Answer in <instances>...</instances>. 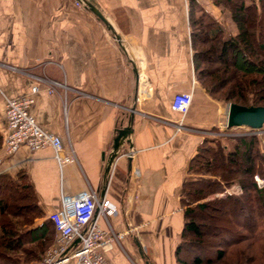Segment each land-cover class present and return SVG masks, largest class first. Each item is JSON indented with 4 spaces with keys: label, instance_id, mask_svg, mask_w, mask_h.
<instances>
[{
    "label": "crops",
    "instance_id": "obj_1",
    "mask_svg": "<svg viewBox=\"0 0 264 264\" xmlns=\"http://www.w3.org/2000/svg\"><path fill=\"white\" fill-rule=\"evenodd\" d=\"M194 1L219 21L225 37L236 33L213 0ZM191 4L0 0V174L27 172L44 212L34 226L60 208L62 193L93 189L108 198L117 212L101 224L124 233L106 253L111 264H178L183 183L199 177L190 170L199 147L222 134L227 108L195 73ZM36 83L32 114L77 157L62 168L51 146L5 152V97L30 95ZM179 92L193 93L181 129V114L172 107ZM132 115L133 150L123 149L106 177L116 129Z\"/></svg>",
    "mask_w": 264,
    "mask_h": 264
},
{
    "label": "trees",
    "instance_id": "obj_2",
    "mask_svg": "<svg viewBox=\"0 0 264 264\" xmlns=\"http://www.w3.org/2000/svg\"><path fill=\"white\" fill-rule=\"evenodd\" d=\"M213 1L230 15L236 33L225 37L219 21L206 9L199 11L192 0L196 76L217 100L264 107V0ZM218 93L222 95L217 97ZM260 141L257 134H247L238 137L231 150L221 140L207 139L199 147L190 163L191 172L199 177L186 180L182 187L186 222L175 251L178 264H264V187L255 180L256 174L264 178ZM236 179L241 194L208 199ZM220 214L227 215L229 226L219 223ZM43 216L25 170L17 176L0 174V264L44 260L55 242V227L50 218L34 226ZM210 219L216 220L214 236L220 238L212 254L205 249ZM247 238L261 253H253L247 244L239 246L243 249L236 258L228 257L224 245H239Z\"/></svg>",
    "mask_w": 264,
    "mask_h": 264
},
{
    "label": "built area",
    "instance_id": "obj_3",
    "mask_svg": "<svg viewBox=\"0 0 264 264\" xmlns=\"http://www.w3.org/2000/svg\"><path fill=\"white\" fill-rule=\"evenodd\" d=\"M32 93L21 97H5V116L7 133L4 139L5 152L13 155L22 147L34 151L51 146L55 151V158L62 168L65 164L77 161L71 148L65 152L63 138L45 129L31 112L35 102L34 94L39 92V84L32 86ZM54 85L49 88L53 93ZM193 102L192 92L176 93L173 109L181 114L178 129L183 127V120L188 114ZM228 127L227 118L223 125ZM242 127V126H235ZM259 187H264V178L255 175ZM243 192L239 182L226 186L223 192L215 197L238 195ZM117 212L116 206L106 197L100 198L93 189H88L78 195L62 193L61 206L50 214L57 233L56 241L47 249L44 260L37 264H63L73 260L74 264H111L106 253L119 242L124 233H116L105 229L101 219ZM79 239L78 242L76 240ZM34 264V263H25Z\"/></svg>",
    "mask_w": 264,
    "mask_h": 264
},
{
    "label": "water",
    "instance_id": "obj_4",
    "mask_svg": "<svg viewBox=\"0 0 264 264\" xmlns=\"http://www.w3.org/2000/svg\"><path fill=\"white\" fill-rule=\"evenodd\" d=\"M133 115L129 120V124L125 127L116 129L111 151L107 157L106 177L110 174L112 167L123 149L127 151L133 150ZM264 123V107L261 106H245L237 103H229L227 106V124L228 127L249 126L257 129ZM127 145V146H126ZM79 239L76 240L78 242Z\"/></svg>",
    "mask_w": 264,
    "mask_h": 264
},
{
    "label": "rangeland",
    "instance_id": "obj_5",
    "mask_svg": "<svg viewBox=\"0 0 264 264\" xmlns=\"http://www.w3.org/2000/svg\"><path fill=\"white\" fill-rule=\"evenodd\" d=\"M201 83V82H200ZM201 85H202V83H201ZM222 95V93H218L216 96L217 97H219V96H221ZM222 102H224V106H225V110H226V108H227V106H228V104L229 103H232V102H226V101H222ZM227 112V111H226ZM227 115L225 114V122L224 123H226V117ZM225 125V124H224ZM264 127L263 128H261V129H259V130H256V129H251V128H249V127H236V128H232V129H224L223 128V130L221 131V135H218V137L216 138V137H213L212 136V138L210 139L211 141H215V140H221L228 148V150H231L232 148H233V145L235 144V142H236V139L238 138V137H240V136H243V135H247V134H257L258 136H259V138L261 139V141H260V146H261V148H262V150L264 151ZM2 138H0V140H1ZM259 175V174H258ZM263 178V177H262ZM234 182H239L240 183V181L239 180H234V181H232V183H234ZM231 183V184H232ZM230 184V185H231ZM240 185H241V183H240ZM242 186V185H241ZM225 188H226V186H225ZM243 189V188H242ZM224 191V190H223ZM222 191V192H223ZM218 193H221V192H218ZM216 194L217 193H214V194H212V195H210L209 197H208V199L210 198V199H213V198H218V197H215L216 196ZM220 198V197H219ZM214 214V213H213ZM215 215V214H214ZM217 215V214H216ZM219 216V223H222L223 222V224L224 225H226V226H229V223H227V221L225 220V218H227V215L226 214H220V215H218ZM202 219H203V217H202ZM217 219V220H218ZM207 223H208V226H207V233H208V235H210V236H208L207 237V248H205L206 250H207V252H209V253H211L212 251H213V244H216V241L217 240H219L220 241V238H217L216 236H214V234L216 233V231H215V228H214V224L216 223V220H213V219H210V220H207ZM234 227V226H233ZM234 231H236L235 230V228H234ZM241 237V236H240ZM218 242V241H217ZM249 245V247L252 249V252L253 253H261V250H258V248L256 247V246H252V244H251V240H249V238H247V239H245V241L244 242H242L241 244H239V245H230V246H228V245H224V249L226 250V251H228V257H231V258H236L237 257V255H240V251L246 246V245ZM239 246L240 247H243L242 249L241 248H239ZM260 248H262V247H260ZM241 249V250H240ZM263 252H264V249H263ZM212 254V253H211Z\"/></svg>",
    "mask_w": 264,
    "mask_h": 264
}]
</instances>
